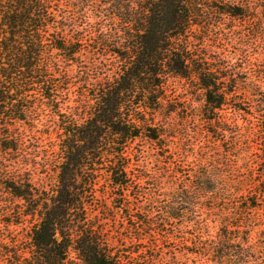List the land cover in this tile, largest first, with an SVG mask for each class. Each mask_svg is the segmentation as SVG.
Returning a JSON list of instances; mask_svg holds the SVG:
<instances>
[{
    "label": "trees",
    "instance_id": "16d2710c",
    "mask_svg": "<svg viewBox=\"0 0 264 264\" xmlns=\"http://www.w3.org/2000/svg\"><path fill=\"white\" fill-rule=\"evenodd\" d=\"M260 8L264 0H0V201L14 223L31 221L25 247L0 238V264H68L71 251L83 264L179 263L158 239L182 245L198 264H264V230L255 231L264 207L249 200L251 187H217L208 168L193 185L189 167L172 169L171 152L153 156L168 181L134 176L128 151L140 136L162 142L155 116L170 78L195 83L203 117H217L234 94L224 87L234 72L208 54L213 17ZM72 72L89 92L80 108L69 96ZM256 91L251 103L264 111ZM45 110L57 126L54 181L36 184L16 157L23 123L36 126ZM201 200L210 215L194 211ZM98 210L120 214L126 235L111 236Z\"/></svg>",
    "mask_w": 264,
    "mask_h": 264
},
{
    "label": "rangeland",
    "instance_id": "374dc122",
    "mask_svg": "<svg viewBox=\"0 0 264 264\" xmlns=\"http://www.w3.org/2000/svg\"><path fill=\"white\" fill-rule=\"evenodd\" d=\"M213 22L214 32L211 33L210 41L207 42L208 54L210 56L221 54L223 64L234 72V77L224 85L225 88L233 86L234 94L228 99V105L216 112L217 117L209 122L202 115L204 99L201 91L196 89L195 83L179 78L168 79L166 97L162 101V108L155 116L157 126H160L163 131V140L161 143H155L140 136L130 144L128 151L134 154L132 155V173L138 177L144 172L156 173L158 180L163 183L168 181L161 176L162 173L155 166L153 156L157 152H171L173 153L171 155L172 169L181 171L187 168H181L180 165L189 167L191 184L203 182L198 180V173L208 168L222 183L218 182L217 187L226 183L241 187V192L245 193L248 192L244 191V188L251 187L252 193L251 197L250 195L248 197L249 200H253L252 197L256 196L257 204L264 207V196L260 197V191L264 192V111H260L255 103H251L260 98L256 96L259 93L256 90L264 91V8L250 10L244 18L240 19L215 15ZM84 59L85 57H82L77 62L82 64ZM111 60H113L112 57L107 56L106 64L109 65ZM72 77L73 85L69 90V96L72 98V105L80 108L79 102H83L89 92L82 84V78L77 77V74L74 75L73 72ZM34 123L36 126H31L32 122L28 120L21 127L27 130L25 148L16 157V164L21 169L24 166L21 170L24 176L26 172L32 173L31 178L34 183H52L54 181L52 159L56 151L57 126L47 110L40 115L39 123ZM142 155H145V158H142ZM178 175L179 173L174 176L179 177ZM173 181L175 184L178 183L177 178ZM204 184L207 187L210 186L208 183ZM148 188L150 189V185ZM19 203L15 200L14 204ZM105 203L110 206L109 196L106 197ZM202 204L204 205L196 206L194 211L203 216L210 215L211 210L207 211L204 208L208 204L205 202ZM243 204L241 201V205ZM2 206L3 203L0 201V238L7 244L10 238H15L25 247L31 221L27 218L24 221L21 220L19 224L14 223L18 218L4 215ZM97 212L103 227L110 232L111 236L126 235L120 214L111 218L109 212L99 210ZM170 228H167L168 232ZM260 229L264 230V221L255 231L258 232ZM211 230L214 234L219 228ZM160 241L157 240L165 252L170 247L176 250V262H179L177 264L199 263V258L185 253L182 245H174L161 239ZM178 252L185 254L180 256ZM68 259V264H83L76 259L72 251ZM168 262L171 261L166 259V264Z\"/></svg>",
    "mask_w": 264,
    "mask_h": 264
}]
</instances>
